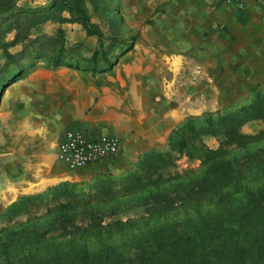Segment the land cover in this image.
<instances>
[{
  "label": "rangeland",
  "instance_id": "374dc122",
  "mask_svg": "<svg viewBox=\"0 0 264 264\" xmlns=\"http://www.w3.org/2000/svg\"><path fill=\"white\" fill-rule=\"evenodd\" d=\"M49 1L16 0L12 12L18 9L35 10L38 11V17H42ZM70 1L83 8L88 20L104 36L131 42L125 54L119 56L109 70L90 73L91 77L100 81L114 75L120 64H130L132 60H160L161 54L168 53L158 51L157 45L171 44L174 36L176 38L172 21L173 4H168L169 0ZM62 14L67 15L66 12ZM58 26L63 29L64 45L72 48L73 57L83 66L97 42L94 36H86L77 22H63L59 25L48 18L35 23L29 16L0 14V47L6 45L7 50L14 54L23 47L21 56H15L17 63L25 67L32 64L35 66L39 61L33 57L35 43L31 42L32 39L40 34L42 51H50L56 43L44 36H52ZM164 27L167 32L160 31ZM109 42V39L103 40L104 45ZM14 68V64L6 61L0 48V78ZM150 71L154 72L160 82L158 98L166 105L179 103L183 113L182 120L173 129L190 118L195 126L202 127L204 116L215 117L246 105L255 91L264 94V84L257 85L251 92L247 90L246 94L242 93L237 98L226 97L221 105L213 103L203 109L191 111L188 108L191 104L187 99L188 84L183 80L174 85L170 80L166 84L161 77L169 80L170 69H158L154 65ZM82 73L89 75V72ZM149 82H152L151 76ZM169 86L175 87L174 92L169 91ZM231 120L234 122L230 125L237 122L235 119ZM238 123L233 132L236 130L244 138L182 134L188 140L189 152H178L170 148L167 135L163 142L156 143L143 152H155L160 159L157 163L164 165L161 175L153 173L151 176L141 177L140 181L135 180L139 174L137 159L120 171L87 166L76 172H68L62 168L64 166L61 163H53L52 177L36 182L30 179V166L25 169L27 180L18 185L11 198L5 200L2 195L5 190L0 185V237L6 243L11 257L15 258H29L33 253L45 255L50 250V243H64L70 238L74 242L87 241L90 251L99 254L97 249L100 242L105 243L109 239L117 245L115 250L123 259L130 260L133 264H159L157 259L162 252L149 243L146 231L157 223L177 225L180 221L184 223L200 217L207 221L212 219L216 209L212 196L195 207L194 199L197 196L186 195L190 186H194L193 180L207 149H215L221 143L225 152L235 157L241 167L250 169V174H244L245 179L254 177L257 179L256 183L264 181V122L258 116H243ZM239 141H243L244 145L237 146ZM1 175L0 169V177ZM223 191L227 194L224 198L227 203L242 204L243 197L235 187L225 186ZM227 226L224 224L216 234L222 237ZM98 257L96 260H99Z\"/></svg>",
  "mask_w": 264,
  "mask_h": 264
},
{
  "label": "crops",
  "instance_id": "0c3cea01",
  "mask_svg": "<svg viewBox=\"0 0 264 264\" xmlns=\"http://www.w3.org/2000/svg\"><path fill=\"white\" fill-rule=\"evenodd\" d=\"M167 3L173 4L176 38L171 44L157 45L158 51L168 53L161 54L160 60L120 64L103 81L90 72L85 76L75 68H51L39 61L2 90L0 185L5 200L27 180L25 169L30 166L34 182L52 177V165L58 164L57 144L67 128L78 129L86 137L113 134L119 138L118 151L90 168L123 170L163 142L183 113L179 103L166 105L158 98L160 82L150 71L154 65L170 69L169 80L161 77L166 84L170 80L173 85L181 80L188 84L191 111L221 105L226 97L237 98L264 84V0H244L241 6L223 0ZM168 88L174 92V86Z\"/></svg>",
  "mask_w": 264,
  "mask_h": 264
},
{
  "label": "trees",
  "instance_id": "16d2710c",
  "mask_svg": "<svg viewBox=\"0 0 264 264\" xmlns=\"http://www.w3.org/2000/svg\"><path fill=\"white\" fill-rule=\"evenodd\" d=\"M15 3L16 0H0V14L29 16L35 23L48 18L59 25L69 21L77 22L82 26L86 36L95 37L96 47L91 51L86 63L81 66L73 57L72 48L64 45L63 29L60 26L55 29L52 36H44L56 43L50 51H42L40 34H36L31 41L35 43L33 57L43 61L47 67L67 66L90 73L104 72L109 70L131 45V42L126 43L114 37L104 36L103 32L88 20L83 8L73 1L50 0L47 8L43 10L42 17H38V11L35 10L18 9L12 12ZM62 12H66L67 15H63ZM104 39L110 40L108 45L103 44ZM0 48L6 61L15 65L14 69L0 78L1 94L8 84L29 72L33 64L25 67L17 63L15 56H21L23 47L15 54L9 52L6 45ZM243 116H258L264 122V94L255 91L246 105L215 117L204 116L202 127L195 126L191 118L186 119L171 130L167 136V143L178 152H189L188 140L182 135L185 133L191 136L211 134L224 138L230 136L244 138L236 133V130L233 132L234 126L239 125L238 122ZM231 119L237 122L230 125L234 122ZM243 145V141L237 143V146ZM158 160L160 159L153 150L138 156L136 166L139 174L135 180L140 181L141 177H148L153 173L160 176L164 165H159ZM245 173L250 174V169L241 167L235 157L225 152L221 143L215 149H207L193 180L194 186H190L186 195L197 196L194 197L195 207H199V202L212 196L216 207L212 219L207 221L200 217L194 221L192 219L184 223L180 221L177 225L157 223L155 227L146 231L149 243L162 252L157 259L159 264H264V181L256 183L257 179L254 177L245 179ZM225 186L235 187L236 191L241 193L242 204L227 203L224 199L227 194L223 191ZM224 224L228 225L227 229L224 235L219 237L216 231ZM50 245V250L45 255L33 253L29 258H15L11 257L6 243L0 237V264H133L116 252L117 245L109 239L105 243L100 242L97 249L100 256L90 251L87 241L84 240L74 242V239L70 238L64 243L53 241ZM97 257L99 260H96Z\"/></svg>",
  "mask_w": 264,
  "mask_h": 264
},
{
  "label": "built area",
  "instance_id": "2783aa9c",
  "mask_svg": "<svg viewBox=\"0 0 264 264\" xmlns=\"http://www.w3.org/2000/svg\"><path fill=\"white\" fill-rule=\"evenodd\" d=\"M244 0H223L226 5L241 6ZM119 138L113 134L86 137L80 130L67 128L57 144L55 158L66 169L72 171L98 163L119 148Z\"/></svg>",
  "mask_w": 264,
  "mask_h": 264
},
{
  "label": "water",
  "instance_id": "95a60500",
  "mask_svg": "<svg viewBox=\"0 0 264 264\" xmlns=\"http://www.w3.org/2000/svg\"><path fill=\"white\" fill-rule=\"evenodd\" d=\"M4 88V86H2V89Z\"/></svg>",
  "mask_w": 264,
  "mask_h": 264
}]
</instances>
